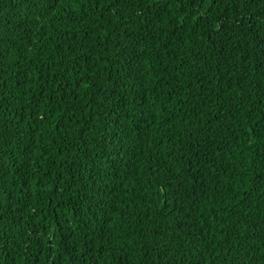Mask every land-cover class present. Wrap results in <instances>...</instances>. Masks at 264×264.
Segmentation results:
<instances>
[{"label": "trees", "instance_id": "obj_1", "mask_svg": "<svg viewBox=\"0 0 264 264\" xmlns=\"http://www.w3.org/2000/svg\"><path fill=\"white\" fill-rule=\"evenodd\" d=\"M0 264H264V0H0Z\"/></svg>", "mask_w": 264, "mask_h": 264}]
</instances>
